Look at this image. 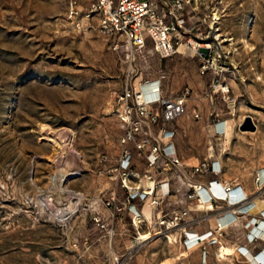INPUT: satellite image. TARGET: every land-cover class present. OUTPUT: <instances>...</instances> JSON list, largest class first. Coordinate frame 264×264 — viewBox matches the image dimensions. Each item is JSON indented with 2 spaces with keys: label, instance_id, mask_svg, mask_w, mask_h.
<instances>
[{
  "label": "rangeland",
  "instance_id": "obj_1",
  "mask_svg": "<svg viewBox=\"0 0 264 264\" xmlns=\"http://www.w3.org/2000/svg\"><path fill=\"white\" fill-rule=\"evenodd\" d=\"M93 2L79 0L82 14ZM67 3L0 0V264H197L173 236L138 238L158 220L106 174L123 146L117 94L158 79L163 96H183V112L165 124L182 161L218 159L221 176L257 188L255 198L264 199V180L256 179L264 169V0H201L189 12L188 21L203 35L217 34L226 51L214 58L224 66L219 73H201L200 58L186 48L161 58L150 41L126 57L122 41L98 30L95 13L75 27ZM218 80L229 84L233 106ZM246 116L254 130L240 129ZM222 120L227 133H215ZM125 146L135 149L132 141ZM132 162L142 176L145 158L135 155ZM111 196L112 206H91L94 197ZM132 202L143 222L132 221ZM213 223L208 218L199 227ZM238 232L231 226L212 244L215 263L250 264L237 249L228 258L217 254L220 245L244 238Z\"/></svg>",
  "mask_w": 264,
  "mask_h": 264
},
{
  "label": "built area",
  "instance_id": "obj_2",
  "mask_svg": "<svg viewBox=\"0 0 264 264\" xmlns=\"http://www.w3.org/2000/svg\"><path fill=\"white\" fill-rule=\"evenodd\" d=\"M200 1L94 0L88 12L82 14L79 0H68L66 18L75 27L81 28L83 18L95 13L98 30L113 40L122 41L126 57L142 53L150 41L152 49L161 58L186 48L200 58L201 73L211 68L219 73L224 66L220 63L214 65V58L220 60L226 56V51L220 45L218 35L211 32L203 35L198 30L199 26L188 21L189 12L195 13ZM218 20L219 17H213L211 27ZM113 46L120 47L117 41L113 42ZM217 87L233 106L234 97L229 95V84L218 80ZM116 103L123 128L120 138L123 146L117 163L108 168L106 174L111 179L120 180L128 190V198L139 197L152 210V216H156L158 225L148 222L147 231H144L149 233L146 238L164 234L170 240L173 236V240L185 249L200 246L204 250L207 244L221 243L226 230L237 225L239 216L250 212L254 203L246 195L235 197L232 194L235 187L220 177L221 164L218 159L190 167L182 162L173 139L174 130L165 124L183 112L184 97L163 96L158 79L145 80L138 85L122 88L117 94ZM194 116L199 117V114L195 112ZM217 123L214 132L220 133L223 128H218ZM130 141L135 144L134 150L125 146ZM71 152L80 155L75 149H71ZM135 155L145 158L142 176L133 170ZM204 174L211 176L204 179ZM130 176L138 177V180L131 181V184ZM256 179L258 184L262 183L264 172H260ZM113 200L112 196L94 197L91 206L95 209L109 207L113 205ZM127 207L133 213L134 223L144 221L142 211L135 202ZM260 215L255 228L251 227L249 231L247 238L250 240L257 239L261 234L259 221L264 220V210ZM93 217L97 219V216ZM208 218H214L213 225L197 231ZM253 220L251 216L245 224H253ZM242 254L246 255L244 252Z\"/></svg>",
  "mask_w": 264,
  "mask_h": 264
},
{
  "label": "crops",
  "instance_id": "obj_3",
  "mask_svg": "<svg viewBox=\"0 0 264 264\" xmlns=\"http://www.w3.org/2000/svg\"><path fill=\"white\" fill-rule=\"evenodd\" d=\"M222 121H226V120H222ZM184 164L187 167L194 166V164H188V163H184ZM258 172L259 173L260 172H264V169H262L261 171H258ZM208 176H211V175L208 174ZM220 177L223 180L231 182V184L233 186H235V189L236 188L240 189V194L241 195H238V196L236 195V197H240V196H245L246 195L254 203V206L251 209V211L246 213V214L240 215L239 216L240 219H239V222L237 223V225L232 226L233 228H235L237 226L236 228L239 230L238 233H241L244 236V238H242V240H240L239 242L238 241H233L232 245H235V246H231V245L230 246L229 245H223V246H228L229 249L234 248L235 250L240 246L237 250L239 251V253H241V256H243L247 260V262H249L250 264H254L256 261L260 262L264 258V239H263L264 238V235H263L264 226L261 225L262 231H261V234L257 237V239L250 240L247 237L250 236L249 231H250L251 227L255 228L256 223L258 222V219H261L260 212L264 209V199H260L259 200V199L255 198L254 193L257 192V188L253 191L247 186V184L245 182H243L241 180H238L237 178L227 179V178H225V177H223L221 175H220ZM251 216H253V218H254L253 224H250V225L247 226L245 224V222ZM262 221H264V220H261V222ZM202 230H204V229H201L200 227L197 228V231H202ZM213 246L214 245H212V244H207L205 246L204 250L200 246L192 247V248H189V249H185L183 246L180 245V248L182 250H184L185 252H187V254H188V252L189 253H195L196 257H197L196 258L197 259L196 260L197 264H217V263L214 262V255L216 254V252L214 251ZM245 249H247V253H246L247 256L242 254V252L245 253V251H244ZM258 252L259 253L261 252V254L259 255V257L256 258V256L259 254ZM253 259L256 260V261H254ZM220 264H229V263L228 262H222Z\"/></svg>",
  "mask_w": 264,
  "mask_h": 264
},
{
  "label": "bare ground",
  "instance_id": "obj_4",
  "mask_svg": "<svg viewBox=\"0 0 264 264\" xmlns=\"http://www.w3.org/2000/svg\"><path fill=\"white\" fill-rule=\"evenodd\" d=\"M153 84H149V86H152ZM46 127V129L48 130V132L50 133V132H53V131H55L52 127H50V126H44V128ZM217 127L218 128H220V129H224V131H225V134L227 133V131H228V129H229V126L227 125V123H226V121H220L219 123H217ZM45 129V130H46ZM57 130V129H56ZM44 131V130H43ZM57 132V131H56ZM46 133V132H45ZM48 136V135H47ZM211 151V150H210ZM213 151V150H212ZM55 152V151H54ZM55 154H57V153H55ZM52 157V156H51ZM53 179H55V177L53 178ZM57 179V178H56ZM56 181V180H55ZM235 187V186H234ZM232 194L233 195H235V197H236V195L238 196V195H241L240 194V189L239 188H236L235 190H233L232 191ZM261 198V197H260ZM260 200V199H259ZM264 210V209H263ZM240 219V218H239ZM261 225L262 226H264V221H260V228L262 229V227H261ZM237 227V226H236ZM229 232V231H228ZM263 235H264V233H263ZM262 235V236H263ZM147 236H149V233H140V238H146ZM263 238V237H262ZM148 239V238H147ZM264 239V238H263ZM144 240V239H143ZM172 243V242H171ZM240 247V246H239ZM238 247V248H239ZM237 248V249H238ZM242 248V247H241ZM235 251V249L234 248H232V249H229L228 248V246H223V245H221L220 247H219V249H218V256L219 257H221V258H228L229 257V255H231V254H233V252ZM245 251V253H247V249H245L244 250ZM235 253H237V252H235ZM234 253V254H235ZM261 254V252L256 256V258L257 257H259V255ZM247 256V255H246ZM220 260V259H219ZM227 260V259H226ZM231 260V259H230ZM229 260V261H230ZM254 260V259H253ZM222 261V260H221ZM224 261V260H223ZM228 261V260H227ZM254 261H256V260H254ZM262 262V263H261ZM259 264H264V258H263V260L262 261H260V263Z\"/></svg>",
  "mask_w": 264,
  "mask_h": 264
},
{
  "label": "water",
  "instance_id": "obj_5",
  "mask_svg": "<svg viewBox=\"0 0 264 264\" xmlns=\"http://www.w3.org/2000/svg\"><path fill=\"white\" fill-rule=\"evenodd\" d=\"M240 129H249V130H254L255 129V124L251 120L250 116H246L243 119V122L240 123Z\"/></svg>",
  "mask_w": 264,
  "mask_h": 264
}]
</instances>
